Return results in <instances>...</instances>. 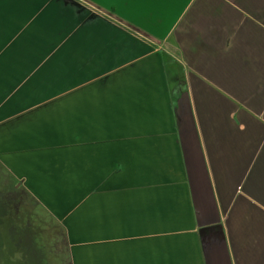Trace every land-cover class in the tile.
<instances>
[{"label": "crops", "instance_id": "0c3cea01", "mask_svg": "<svg viewBox=\"0 0 264 264\" xmlns=\"http://www.w3.org/2000/svg\"><path fill=\"white\" fill-rule=\"evenodd\" d=\"M5 186L62 264H264V0H0Z\"/></svg>", "mask_w": 264, "mask_h": 264}, {"label": "rangeland", "instance_id": "374dc122", "mask_svg": "<svg viewBox=\"0 0 264 264\" xmlns=\"http://www.w3.org/2000/svg\"><path fill=\"white\" fill-rule=\"evenodd\" d=\"M4 189L6 198L0 199V264H62L63 256H56L55 250L51 253L53 244L61 241L58 228L39 207L30 204L25 192Z\"/></svg>", "mask_w": 264, "mask_h": 264}]
</instances>
